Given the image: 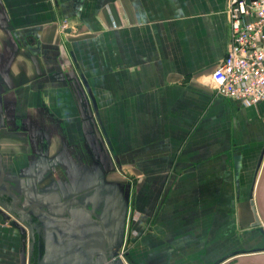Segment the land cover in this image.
<instances>
[{"label":"crops","instance_id":"crops-1","mask_svg":"<svg viewBox=\"0 0 264 264\" xmlns=\"http://www.w3.org/2000/svg\"><path fill=\"white\" fill-rule=\"evenodd\" d=\"M228 41L226 0H0V170L48 139L40 190L80 174L86 185L98 146L116 161L106 182L135 201L132 264L263 258L249 192L264 168V103L210 86ZM14 237L0 216V264H17Z\"/></svg>","mask_w":264,"mask_h":264},{"label":"flooded vegetation","instance_id":"flooded-vegetation-1","mask_svg":"<svg viewBox=\"0 0 264 264\" xmlns=\"http://www.w3.org/2000/svg\"><path fill=\"white\" fill-rule=\"evenodd\" d=\"M15 107L3 104L7 132L13 129L9 117H15ZM20 120L23 124V118L16 116L13 123L21 125ZM49 148V140L44 139L36 158L26 156V166L17 167L15 173L0 170V216L3 224L16 233L12 240L17 245V264H132L128 253L135 201L128 198L126 189L105 180L106 171L117 167L115 159L96 146L93 182L85 185L80 174L76 187L61 181L40 190L38 181L55 163L48 157ZM262 175L254 201L264 205V184L260 183L264 168ZM263 212L260 209L254 220L262 233ZM260 258L264 257L250 258L249 264Z\"/></svg>","mask_w":264,"mask_h":264},{"label":"built area","instance_id":"built-area-1","mask_svg":"<svg viewBox=\"0 0 264 264\" xmlns=\"http://www.w3.org/2000/svg\"><path fill=\"white\" fill-rule=\"evenodd\" d=\"M226 13L228 46L209 84L219 96L246 106L264 103V0H226Z\"/></svg>","mask_w":264,"mask_h":264},{"label":"rangeland","instance_id":"rangeland-1","mask_svg":"<svg viewBox=\"0 0 264 264\" xmlns=\"http://www.w3.org/2000/svg\"><path fill=\"white\" fill-rule=\"evenodd\" d=\"M210 86H211V85H210ZM211 87H212V86H211ZM263 151H264V148H263ZM262 176H263V175L261 174V177H262ZM260 183L263 184V183H262V180H261ZM249 193H250V197H251L252 199H254V197L256 198V195L254 194V191H250ZM256 193H257V192H256ZM253 202H254V207H255L254 209H255V212H258V215H259V213H260V206H259V204H257L258 202H256V203H255V201H253ZM256 204H257V205H256ZM250 208H252V207H250ZM252 209H253V208H252ZM250 211H251V210H250ZM137 218H138V217L135 218L134 215H133V218H132V224H133V226H132V227H134V225H135V221L137 220ZM250 218H251V217H250ZM251 220H252V219H251ZM253 222H254V221H253ZM253 222H251L252 224H251V223H250V224L252 225L253 228H257V227L255 226L256 223L253 224ZM10 230H11V229H10ZM11 231H13V230H11ZM132 236H133V237H132V241H133V240H134V237L136 236L135 233H134L133 231H132ZM250 258H251V257H250Z\"/></svg>","mask_w":264,"mask_h":264},{"label":"water","instance_id":"water-1","mask_svg":"<svg viewBox=\"0 0 264 264\" xmlns=\"http://www.w3.org/2000/svg\"><path fill=\"white\" fill-rule=\"evenodd\" d=\"M263 184H264V180H263V182H262ZM252 203H253V201H252ZM259 206H260V209H262V210H264V205H263V203L260 201V204H259ZM263 218H264V212H263ZM256 258V257H255ZM254 257L253 258H251V259H255ZM254 261V260H253ZM252 262V261H251ZM253 263V262H252Z\"/></svg>","mask_w":264,"mask_h":264}]
</instances>
